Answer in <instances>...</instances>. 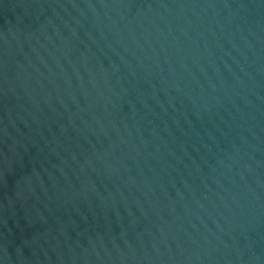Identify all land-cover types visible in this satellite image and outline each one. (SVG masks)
<instances>
[{
	"label": "water",
	"instance_id": "obj_1",
	"mask_svg": "<svg viewBox=\"0 0 264 264\" xmlns=\"http://www.w3.org/2000/svg\"><path fill=\"white\" fill-rule=\"evenodd\" d=\"M0 264H264V0H0Z\"/></svg>",
	"mask_w": 264,
	"mask_h": 264
}]
</instances>
